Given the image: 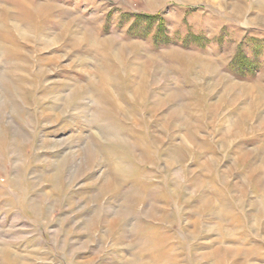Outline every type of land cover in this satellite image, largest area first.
<instances>
[{"label":"rangeland","instance_id":"obj_1","mask_svg":"<svg viewBox=\"0 0 264 264\" xmlns=\"http://www.w3.org/2000/svg\"><path fill=\"white\" fill-rule=\"evenodd\" d=\"M0 264H264V0H0Z\"/></svg>","mask_w":264,"mask_h":264}]
</instances>
